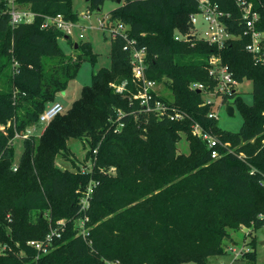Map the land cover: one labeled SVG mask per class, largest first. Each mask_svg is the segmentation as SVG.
I'll return each instance as SVG.
<instances>
[{
	"label": "trees",
	"instance_id": "16d2710c",
	"mask_svg": "<svg viewBox=\"0 0 264 264\" xmlns=\"http://www.w3.org/2000/svg\"><path fill=\"white\" fill-rule=\"evenodd\" d=\"M16 1L34 19L12 26L7 2L0 0V264H210L212 257L229 254L232 231L264 226V64L246 50L251 39L235 0H210L235 36L223 48L188 38L200 0H89L88 8L98 12L106 1L119 4L106 16L107 29L123 27L110 36L111 66L94 72L92 84L43 134L23 139L15 165L16 134L39 122L85 58L93 65L98 58L89 42L66 55L58 40L71 37L51 25L43 28L47 17L57 15L77 22L72 0ZM251 1L264 33V0ZM134 48L146 50L148 79L171 90L169 106L182 120L147 113L133 99L139 89L132 75ZM213 57L239 84L252 82L251 104L238 93L223 99L242 111L238 132L221 130L209 117L213 106L204 103V92L192 89L216 87L209 74ZM194 124L230 145L220 148L218 159L192 134ZM181 133L190 141L188 154L178 152ZM70 140L89 144L85 173L57 164L69 159ZM91 183L84 239L77 221ZM59 219L66 223L61 238L36 259L28 242L44 240ZM242 258L256 260L251 251Z\"/></svg>",
	"mask_w": 264,
	"mask_h": 264
},
{
	"label": "built area",
	"instance_id": "2783aa9c",
	"mask_svg": "<svg viewBox=\"0 0 264 264\" xmlns=\"http://www.w3.org/2000/svg\"><path fill=\"white\" fill-rule=\"evenodd\" d=\"M9 7L7 13L10 16V23L12 26H16L20 23H31L34 19V14L28 8H21L17 4L16 0H5ZM238 7L240 8L243 21H244V35L249 36L251 41L246 45V50L250 53L257 64H264V33L257 29V24L260 19V15L257 11L254 10V4L251 0H235ZM198 16H203L205 21L208 24L207 29L203 32L202 35L198 36L196 24L198 23ZM226 17L225 13L220 10L219 6L215 3H212L210 0H200L199 1V11L195 14H192L190 17V24L192 26V33L190 36H195L201 40L208 42L211 45H215L218 48H223L229 40L235 38L231 34L225 24L224 18ZM84 19H89L90 14L87 12L83 15ZM104 19V18H103ZM54 26L58 30L62 31L65 35L70 36L74 26H77V22H70L64 19L62 15H57L55 17H47L46 22L43 25V28H48L49 26ZM107 22L104 27L105 30ZM79 27V26H78ZM84 29L81 28V31ZM111 35L116 31H123V27L119 26L117 28H111ZM82 36V35H81ZM188 37V38H189ZM182 36L180 34L175 35V39L179 40ZM146 50L145 49H136L134 48L131 51V65H132V75L134 82L138 85V92L133 95V99L138 100L140 105L144 108V111L147 113H155L157 117L168 116L170 120H182L184 117L174 109H171L169 104L163 98L161 100L160 96L156 92V87L158 83L154 80L148 79L146 75ZM209 74L216 82V87L214 89L206 88L203 84H194L192 89L204 92L203 100L207 105L213 106V112L209 114L210 118L217 119L218 113L216 112V100H221L225 96H232L237 92V87L239 82L235 80L232 74L229 72L228 67L222 65L218 58L210 59V70ZM123 87H118L117 91L121 92ZM65 112L64 107L59 102H54L48 106L45 111L40 115L39 122L28 128L24 134H17L16 137L26 139L32 136L36 130L42 126H47L56 116ZM121 115V113H119ZM192 134L200 138L207 146L210 152V158L215 160L221 156L220 148L230 146L229 144L222 143L219 139L212 136L207 131H204L199 124L192 125ZM96 153V151H94ZM14 170H17V167H14ZM114 168L109 169L107 172L113 173ZM95 183H91L87 190L83 193L80 203L81 208L80 212L83 215L77 221L78 234L81 235L84 239L87 238L90 232V228L87 226L89 222V217L86 214L87 210L90 207L89 198L92 193ZM66 223L65 220L62 222H57L55 226H51L48 234L45 239L29 241L28 245L34 248L37 251L38 259L40 256L48 254L52 250L53 242L55 239L61 238L63 232L65 231ZM6 247L4 246L3 249ZM230 252L235 253L234 257L237 260L239 257L247 252L243 248L240 252H235L232 247L229 249Z\"/></svg>",
	"mask_w": 264,
	"mask_h": 264
},
{
	"label": "rangeland",
	"instance_id": "374dc122",
	"mask_svg": "<svg viewBox=\"0 0 264 264\" xmlns=\"http://www.w3.org/2000/svg\"><path fill=\"white\" fill-rule=\"evenodd\" d=\"M118 5L119 4L117 2L106 1L100 12H98L90 10L86 0H72L73 9L79 14L77 26H74L72 30V34L70 35L71 40L62 37L58 40V44L66 55H76L77 49L72 47L71 43L78 44L80 42H89L91 43L93 52L98 55V58L94 65L88 58H85L80 66L76 78L71 80L67 88L57 95L55 102L61 103L65 111H68L74 101L79 99L82 89L85 86H90L92 84L94 72H97L101 68H110L111 30H105L101 24L105 26L107 22L106 16L112 10L117 8ZM87 12H89L90 18L84 19L83 15ZM207 27L208 24L203 16H198V23L196 24V33L198 36L202 35ZM81 28L84 30L81 31ZM156 92L160 98H165L166 101L168 100L167 103H172V92L164 83L157 85ZM237 92L240 94L244 102L248 104L252 103V82L245 81L240 83L237 87ZM216 104L218 127L221 130L228 132L240 131L244 122V117L240 107L237 104H234V114L229 115L227 107L232 106L233 102L229 101V103H221V100L217 99ZM46 127L47 126H42L36 130L33 135L40 136L43 134ZM180 136V140L177 143L178 152L188 154L190 152V141L187 139L185 134L181 133ZM13 147L14 164L17 165L23 154V139L15 136V139L13 140ZM69 147L71 150V154L68 157L69 159L64 160L59 158L57 160L58 166L62 170L70 169L73 171L78 170L81 173L87 172L91 164V158L88 156L89 144L87 140H70ZM63 220L64 219H59L55 223L62 222ZM231 234L232 239L235 242L232 249H234L235 252H240L242 248L246 250L245 252H254L256 260L252 262L248 258L242 257H239L236 260L234 257L235 253L229 251V254L226 256L212 257L210 259V264H264V226L257 230L243 227L239 230L232 231ZM253 240L255 241L254 244H252ZM183 264L196 263L186 262Z\"/></svg>",
	"mask_w": 264,
	"mask_h": 264
},
{
	"label": "water",
	"instance_id": "95a60500",
	"mask_svg": "<svg viewBox=\"0 0 264 264\" xmlns=\"http://www.w3.org/2000/svg\"><path fill=\"white\" fill-rule=\"evenodd\" d=\"M86 1L88 2L89 0H86ZM118 3H120V0L118 1ZM189 38L192 39V38H195V36H190ZM77 48H78V44H75V49H77ZM198 92L200 93V91H198ZM227 111H228L229 115H233L234 114V107L228 106Z\"/></svg>",
	"mask_w": 264,
	"mask_h": 264
}]
</instances>
